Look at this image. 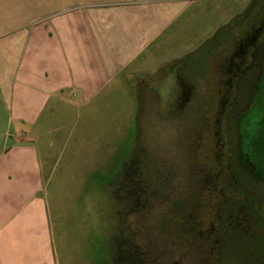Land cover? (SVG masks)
Here are the masks:
<instances>
[{"label": "rangeland", "instance_id": "rangeland-1", "mask_svg": "<svg viewBox=\"0 0 264 264\" xmlns=\"http://www.w3.org/2000/svg\"><path fill=\"white\" fill-rule=\"evenodd\" d=\"M61 1L0 0V36ZM157 1L153 9L170 21L140 58L87 103L75 90L56 94L33 126L57 264H219L198 230L212 225L219 206L202 174L220 172L222 142L213 128L223 57L264 0ZM243 94L236 111L250 105L253 92ZM262 108L254 104L242 129L255 167L264 164ZM6 109L0 102V150L28 133ZM235 122L226 139L232 173L238 188L263 201L264 178L240 164ZM225 181L211 189L230 188L231 176ZM232 234L223 230L218 245L226 264H264L262 230L246 234L251 241Z\"/></svg>", "mask_w": 264, "mask_h": 264}, {"label": "crops", "instance_id": "crops-1", "mask_svg": "<svg viewBox=\"0 0 264 264\" xmlns=\"http://www.w3.org/2000/svg\"><path fill=\"white\" fill-rule=\"evenodd\" d=\"M159 2L62 0L0 36V102L28 126L0 150V264H57L33 126L56 94L87 103L136 62L170 21Z\"/></svg>", "mask_w": 264, "mask_h": 264}, {"label": "flooded vegetation", "instance_id": "flooded-vegetation-1", "mask_svg": "<svg viewBox=\"0 0 264 264\" xmlns=\"http://www.w3.org/2000/svg\"><path fill=\"white\" fill-rule=\"evenodd\" d=\"M223 58L219 79L222 86V105L218 120L219 125H217V128H213L217 129L215 135L218 142H222L220 145L222 158L217 162L220 172L214 176L211 171H203L202 174L203 181L206 184L209 183L207 193H215V191L219 193L217 197L219 206L217 216L214 218L216 226L214 227L215 223L210 221L212 225L205 232L198 228L203 239L202 244L211 251V254L215 251L214 255H216L219 264H226L223 257V254L226 255V253L224 251L222 253L220 246L218 248L220 241H224L220 237L223 230L224 234L232 232V237L237 235L241 238H249L250 241L256 238L246 236L249 232L253 230L264 232V213H262L264 199L263 201L253 199L250 194L237 187V178L235 173H232V170H234L231 164L233 151L226 149L228 145L226 139L229 141L230 138L229 129L232 130L228 122H232V120L234 122L235 120L236 125L233 129L239 136L240 149L243 153L246 152L243 154L238 148L240 164L245 167L243 170L245 174L255 178L258 177L251 158L246 157L248 153L244 145L241 144V139L243 138V123L249 118V114L253 112L254 104L259 103L263 106L261 113L264 115V7L249 21L248 26L241 30L239 38L233 41L230 51ZM245 90L253 92L250 105L244 111H236L235 107L238 100L243 97ZM180 101V106L184 109L189 101L186 91ZM229 176H231L233 182L231 189L229 187L211 189V184L216 183V181L224 186L222 182H226L225 180ZM139 204L140 201L138 206ZM193 225L197 224L194 222ZM259 240H264V238H259Z\"/></svg>", "mask_w": 264, "mask_h": 264}, {"label": "trees", "instance_id": "trees-1", "mask_svg": "<svg viewBox=\"0 0 264 264\" xmlns=\"http://www.w3.org/2000/svg\"><path fill=\"white\" fill-rule=\"evenodd\" d=\"M246 157H250L249 153L248 155H246ZM256 169H257V174H258L257 176L263 179L264 178V164L257 165Z\"/></svg>", "mask_w": 264, "mask_h": 264}, {"label": "water", "instance_id": "water-1", "mask_svg": "<svg viewBox=\"0 0 264 264\" xmlns=\"http://www.w3.org/2000/svg\"><path fill=\"white\" fill-rule=\"evenodd\" d=\"M93 6H102V5H88V6H86V7H93ZM85 6H83V7H79V8H84Z\"/></svg>", "mask_w": 264, "mask_h": 264}]
</instances>
